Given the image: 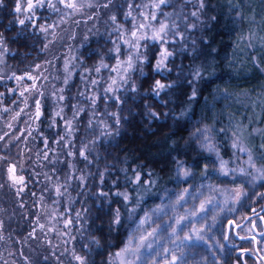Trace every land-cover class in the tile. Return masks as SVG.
Listing matches in <instances>:
<instances>
[{
  "label": "trees",
  "instance_id": "1",
  "mask_svg": "<svg viewBox=\"0 0 264 264\" xmlns=\"http://www.w3.org/2000/svg\"><path fill=\"white\" fill-rule=\"evenodd\" d=\"M132 2L112 0L108 7H104L107 0L84 2L80 11L41 31L42 13L20 25L19 19L28 14L17 17L15 1L0 0V34L9 52L6 66L11 69L6 74L23 77L18 80V108L12 110L20 109L27 100L23 97L30 95L35 112L36 101L41 104V115L35 118L33 152L20 145L3 151L12 159L23 156L29 161L24 166L23 191H13L9 180L0 177V240L10 241L5 247L0 242V264H80L77 256L84 264H109L134 227L132 220L138 221L148 206L157 203L170 204L174 214L160 221L167 230L158 231L152 249L144 253L154 252L160 244L163 251L171 252L166 264L173 255L181 257L177 264H182L187 248L203 250L206 260L195 264H255L251 243L236 241L230 222L242 221L264 202V179H260L264 176V50L259 49L260 37H264V0H203V9L198 0L192 6L198 12L196 17L189 14L193 9L188 1L171 3L181 12L174 19L182 18L179 33L169 32L167 37L172 55L166 68L154 71V57H149L112 98L98 90L91 116L82 107L88 86L80 87L74 78L63 85V78L58 82L54 75L72 53L74 61L82 58L84 64H90L108 62L111 55L116 59L126 52L121 33L127 36L132 30L131 18H125ZM117 45L119 54L114 52ZM156 80L172 86L156 95ZM6 85H14V80L0 84V93L13 97ZM58 86H65L67 93L65 114L82 108L74 131L61 118L53 119L45 105ZM87 117L97 124L87 126ZM205 127L215 145L214 153L202 147V137L192 136ZM234 142L247 151L234 149ZM81 150L87 159L80 156ZM220 160L235 171L221 175ZM241 169L246 174L241 175ZM183 170L190 175L184 177ZM210 175L222 179L218 191L211 194L217 206L204 213L196 210L207 219L197 222L190 216L184 222L188 226L173 235L176 220L194 212L184 207L192 188ZM58 187L61 195L56 193ZM236 188L245 193L238 202ZM116 193L127 194L128 201ZM182 194L185 200L180 204L176 199L169 201ZM117 209L120 225L112 223ZM188 235L191 239L185 241ZM94 241H99V247ZM180 245L184 248L178 250Z\"/></svg>",
  "mask_w": 264,
  "mask_h": 264
},
{
  "label": "snow or ice",
  "instance_id": "2",
  "mask_svg": "<svg viewBox=\"0 0 264 264\" xmlns=\"http://www.w3.org/2000/svg\"><path fill=\"white\" fill-rule=\"evenodd\" d=\"M188 2H191V0H188ZM58 3L63 5L64 8L71 9L73 12H78L80 11L81 7L83 5L79 4L77 0H58ZM112 3V0H107V3L104 5V7H108L109 4ZM168 3V0H151L150 4H145L143 7L145 9L147 8H152L154 9L150 13H145V12H140L139 15L144 17V20L147 21L141 22L139 24L136 23V16L133 15L132 9V4L129 3V11L125 14V18H131L133 21L132 24V30L129 32L127 36L124 35V33H121V36L123 37V43L127 45L129 51L127 54V58L125 60H118L117 64L114 68H112V71L119 73H128L130 70L133 69L134 65L139 62V63H144L146 57L142 53V49H146L148 47L147 44L142 43L143 41H151L153 45L155 44H160L161 49L159 52V59L156 61V66H155V71L160 72L163 69L166 68V61L167 59L172 55V52L168 51L164 45H166L169 41L167 39L168 34L170 31H175V29L178 27L175 23H172L171 25L167 22V18L171 16L170 13L165 14V19L159 21V26L156 27L151 24L152 21L157 20V11L161 8L162 5H165ZM48 7L52 9L53 11H60V9L57 8L56 4L52 2V0H26V3L23 2V0H16L14 11L17 14H22V13H27V14H35V9L40 8V7ZM88 6H91L90 4ZM137 7H140L137 5ZM204 7V2L203 0H200L199 3V8L203 9ZM32 15H24L22 19H19V24L20 25H25L26 20H30L32 18ZM64 15H68V13H64ZM192 16L196 17L198 15L197 11H193L191 13ZM112 22L115 24L116 23V16L113 15L111 17ZM117 29H119V25H117ZM41 31H46L45 28L41 27ZM0 47L3 48V52L6 53L8 51L7 47H4V38L3 35L0 34ZM114 52L116 54H119L121 52V48L119 45L116 46L114 49ZM3 53H0V59H2ZM108 65L104 64L103 61H101V64L99 67H97L95 70L97 72L100 71L101 68H107ZM67 70V66H66ZM197 76L200 75L199 71L196 73ZM28 79H33L34 77L28 76ZM17 80L23 79V77H16ZM120 79L123 80L124 82H127L126 80V75H120ZM68 81L67 79L65 80V84H67ZM93 84H96L97 81H92ZM117 81L113 79L112 84L115 85ZM172 85H165L161 83L160 80L155 81V86L153 88V91L155 92L156 95H159V92L164 90L166 87H171ZM37 86L35 83H33L32 88L35 89ZM118 90V89H116ZM133 92L136 91L135 87L131 89ZM25 91H29V89H25ZM61 92L63 89L60 90ZM114 89L109 86L108 88L105 89L106 93H111L113 92ZM3 95V94H0ZM21 96L24 95L23 92L20 93ZM65 97L63 95L58 97L59 101H63ZM93 104L95 103V98H92ZM27 101L25 100V107H27ZM62 110V109H61ZM4 111H8L7 108L4 109ZM79 111V110H78ZM21 112H23V109H21ZM20 112L16 113V116H19ZM41 115V104L40 101H36V112H35V118L39 119ZM113 116H116L115 113L112 114ZM155 115V113H153ZM16 116L13 117V119L16 118ZM56 116H60V112L56 113ZM120 119L119 117L116 118V124L119 125ZM66 127L69 129V131L72 128V121H66ZM91 127V125H89ZM106 127V125H105ZM192 136L200 140L201 137L203 138L202 141V147H204L209 153H214L216 151L215 145L211 143V137L209 135V129L205 127L204 129H197L196 132L192 133ZM0 139H3V137H0ZM63 139V137H61ZM87 147V146H85ZM232 147L234 149H237L240 152H246L247 150L241 146L238 142H234ZM45 158H47V153L44 154ZM80 156L83 157L84 159H87V156L85 155V151L81 150ZM249 164L251 165L252 163V158L249 156ZM254 166V165H253ZM181 166H178V174L181 172ZM230 171H235V169H227V162L220 160L219 163V173L224 176H228ZM8 173H9V180L12 182L13 185H23L24 183V177L23 176H17L15 174V168L14 167H9L8 168ZM240 174L244 175L246 174L245 169L240 170ZM182 175L184 177H187L190 175L188 170H183ZM139 176L136 177V180L139 181ZM260 179H264V176H261ZM212 191H218L217 189H213L211 185L208 186ZM18 191H23V187H20ZM235 193V200L238 202L244 195L239 188H236L233 190ZM57 195H61L59 187L56 189ZM185 193H188V189H185ZM101 195H104V193H101ZM117 196H123V199L125 202L128 201L129 197L127 194H122V193H116ZM202 195V193H201ZM229 196L232 194L229 193ZM185 200V196L182 194L179 199L177 200V204H180L181 201ZM215 201L214 196H209L205 200H203L200 205H199V212L204 213L209 211L210 207H216L217 205L214 204L213 202ZM132 212L135 211V209L131 210ZM161 214L167 215V212L165 211L164 208H157L154 209L151 213V215L146 214L144 218L139 219L137 222L136 220H132V217L130 216L129 219L132 220V223L135 225L131 230L129 231L127 235L126 241L123 243V247L119 249V251L115 252L114 255L110 258L109 264H138V261H143L144 264H147V260L144 258V252L143 250L148 249L151 250L153 247V238L156 236L157 232L163 229L164 231L167 230L162 225L157 224L155 228H152L151 231H148L146 226H150L154 221L152 220V216H160ZM191 217H196L197 222H199V219H207V217H200L199 213L193 212L191 214L185 213L184 216L180 217V219L176 220V225L177 227L173 229V235H175L176 231H183L184 227H187L188 224L184 223L185 221H188L189 218ZM113 224L115 225H120L121 224V217H120V211L119 209L116 210L114 219L112 221ZM67 227V224L65 225ZM43 227V225H41ZM168 227H171V225H168ZM203 231V229H201ZM139 233V235H137ZM191 239V236H185L184 240L188 241ZM97 247H99V241H94ZM183 243V242H182ZM179 246V245H178ZM163 247V246H161ZM167 249L164 250L165 252V259L167 258L168 255ZM154 255L158 256L159 252H155ZM76 259L80 261V264H84V259L82 257L77 256ZM148 260L152 259L151 256L147 258ZM178 260H182L181 257H176L173 255V258L171 261L168 262V264H177ZM153 264H159L158 261H153Z\"/></svg>",
  "mask_w": 264,
  "mask_h": 264
},
{
  "label": "rangeland",
  "instance_id": "3",
  "mask_svg": "<svg viewBox=\"0 0 264 264\" xmlns=\"http://www.w3.org/2000/svg\"><path fill=\"white\" fill-rule=\"evenodd\" d=\"M14 1L16 3V0H14ZM92 1L93 0H77V2L79 4H81V3L83 4L84 2L90 3ZM183 1L186 2L188 0H168V3L165 5H162L161 8L157 11V20L152 21L151 24L158 27L159 21L165 19L166 13H170L171 16H169L167 18V22L170 25L172 23H175L176 25H178V27L174 31V32H176L175 34H178L179 30H180L178 21L182 17L179 16V18H177V19H174V17L180 15L181 12H178L177 11L178 9H173L171 6V3L179 2V4H182ZM197 1L198 0H191V2H188L187 5H189L191 7V9H193L192 6L193 5L196 6L198 4ZM23 2L26 3V0H23ZM52 2L54 4H56L57 8L60 9V11H53L52 9L45 6V7L36 8L35 14L33 15L37 18L39 15H41V13L43 14V18H42L41 24L39 25V28L41 29V27H43L46 29V31L50 30L53 23L55 25V22L66 20L68 18V16L71 15V12H73L71 9L64 8L63 5L58 3V0H52ZM150 3H151V0H133V2L131 3L133 6L132 11L135 10L133 15L136 16V18H137L136 19L137 24H139L141 22H145V23L147 22L144 20L143 16L139 15V13L145 12L147 14V13H150L151 11H153L154 9H152V8L145 9L143 7V5L150 4ZM137 5H139L140 7H137ZM193 11H194V9H193ZM64 13H68V15H64ZM189 14L191 15V12ZM16 15H17V17H19L22 14L16 13ZM28 15H32V14H28ZM131 21H132V19H131ZM132 23H133V21H132ZM190 27H192L191 24H190ZM170 32H173V31H170ZM142 43H145L148 45V47L146 49L141 50L144 55H145V53H147V55H148L147 57L145 56L146 57L145 62H147L149 57H154L155 62H154L153 68L155 69L156 61L159 59V52H160L161 46H160V44L153 45V43L151 41H143ZM259 45H260L259 49L264 50V37H262V38L260 37ZM4 47H6L5 44H4ZM164 47L167 49V44L164 45ZM126 48H127V46H126ZM128 51H129V49L126 52H121L119 57L116 56L117 57L116 59L114 58L113 55H111L110 60L108 62L103 61V63L107 64L108 67L107 68H101L99 72L94 70L95 73L94 74L92 73L93 78H89L90 77L89 73L91 72L92 68L96 69L97 67H99L101 62L99 63L95 60L94 61L95 63L88 64L86 62L84 64V62L81 61L82 58H78L77 61H74L76 55L74 53H72V54H70L64 58V60L61 64V67L58 70L59 72L57 71L56 75H54V76L57 78V80L59 79L58 82H62L64 80L63 85H66L65 84L66 79H67V81H69L70 78H74V79L79 81L78 83H79L80 87L86 86V85L88 86L84 90L85 94H86V97H84V100H86V102H84L82 104V107L88 109V112H90V114L92 116V114H93L92 108H94V106H92L93 105L92 98L94 97L96 99V97H97L96 94H97L98 90H100L103 93H106L105 89L108 88L109 86H111L114 89V91L111 93H106V94L109 95L108 98H112V96L115 94V91H117L116 89L119 90V89L125 87L129 83V78H130L131 72L133 70H136V68L140 69V67H142L141 66L142 64L141 63L139 64V62H137L134 65L133 69L130 70L126 74H124L122 72L118 74L117 72L112 71V68H114L116 66L118 60H125L127 58ZM0 53H3L2 59H0V83H1L4 80H7V79L9 80L13 76H11L12 74H10V75L6 74V72L10 73L9 70H11L8 68L9 66H6L7 65L6 64V56L8 55L9 52L7 51L6 53H4L3 48L0 47ZM93 65H94V67H93ZM96 65H98V66L96 67ZM66 66H67V70H66ZM75 67H76V72H75ZM77 67H78V69H77ZM163 70L161 72H163ZM120 75H126L127 82H124L123 80H121ZM60 78H63V80L61 81ZM113 79H115L117 81V83L115 85L112 84ZM94 80L97 81L96 84L92 83V81H94ZM64 87L65 86H63V87L58 86V87L54 88V90L51 92V96L47 97L48 98L47 100L45 99L46 100L45 105L49 106V108L51 109V112L54 115L53 119H55L56 117L61 118L60 121L63 125L66 124V121H72V128L70 131H74L76 129V119L78 118L82 108H77L76 111L71 113V114H68V115L65 114L64 109H66L68 107V105H67V98L68 97H67V93L66 94L64 93ZM5 88H6V92L8 93L9 96L14 93V86L13 85L12 86L6 85ZM61 89H63L62 92L60 91ZM61 95H63L65 97V99L63 101L58 100V97ZM0 97H2V95H0ZM32 97H33V95H32ZM5 108H7V107L1 106L0 118L2 117V115H4V113H6V111H4ZM57 112H60V116H56ZM87 120H88L86 123L87 126L92 125V123H95V120L93 118L90 120L87 117ZM95 124H97V123H95ZM3 147L4 146L0 144V153H2V154H3V149H4ZM3 155H5V154H3ZM6 157H7V161H9V159H11L9 156H6ZM24 166L25 165L22 162L16 163V168L18 169V174L21 173L23 175V177H24V170H25ZM7 175H8V164L6 163L5 160L3 161L0 158V176L1 177L3 176L4 180L6 181V179L8 178ZM221 181H222V179L220 177H213L212 175H210L205 180L197 183L192 188V190H191L192 192L189 194L187 201L184 203V207L185 208L190 207V209H192L193 211H196V210L199 211L200 203L203 200H205L207 197H209L213 192L208 186L211 185L213 189H216L221 184L220 183ZM201 193H202V195H201ZM173 199H176V201H177L179 199V196L174 195L173 197H171L169 199V201H173ZM157 208H164L165 211H170V212H167V215L161 214L160 216H152V220L154 221V223H152L150 226H146L148 231H151L152 228H155L157 226V224H160V221L164 217L174 214L173 207L170 204L166 203L165 205L162 206V205L157 203V204L148 206L146 208L144 214L139 219L144 218V216L146 214L151 215L152 211L154 209H157ZM256 222L258 224L257 219H255V218L251 219L247 224H245L241 228L240 232H238V235H240V236L249 235L251 225H255ZM137 235H139V233ZM160 235L157 237V239L160 238ZM0 242H2V244H3L2 246L5 247V245H4L5 242H10V241L0 240ZM182 247L184 248L183 245H180L178 250L181 249ZM187 249H186L187 252L184 254L185 256H184V260L182 261V264H195V262H202V261L206 260V259H204L205 254L203 253V250L197 249V248H187ZM257 249H258L259 255L262 257V259H260V260L264 263V235L259 238V241L257 242ZM7 251L8 252L10 251V248L8 246H7ZM172 251H175V250H172ZM147 252H149V250ZM147 252L144 253V258H145V260H147V264H153L154 260L158 261L159 264H166L168 257L171 255V252H169L167 255V258L165 259V253L163 251V247H161L160 244L155 245L154 252H150V253H147ZM155 252H159V255L158 256L154 255ZM149 256H151L152 259L148 260L147 258ZM260 260H259V258H257V261H259V264H261ZM140 264H144V262L140 261Z\"/></svg>",
  "mask_w": 264,
  "mask_h": 264
},
{
  "label": "flooded vegetation",
  "instance_id": "4",
  "mask_svg": "<svg viewBox=\"0 0 264 264\" xmlns=\"http://www.w3.org/2000/svg\"><path fill=\"white\" fill-rule=\"evenodd\" d=\"M12 79L14 80V85H13L14 86V93L12 94L13 97H4L3 96L4 94L0 93V94H3L2 97H0V108H1V106H6L8 109V111H6V113H4V115H2V117L0 118V137H3V139H0V144L4 146L3 151L9 150L10 148L17 149V147L20 145V147L22 149L26 146L29 150H31V153H32L33 152L32 149L34 148V141L33 140H34V129H35V126H34V124H35V105H34L35 101H34V97H32V95H30V97H23V99H27L26 101H27L28 106L25 107V103H23V105L21 106L20 109H17L15 111L12 110L13 106L18 108L17 105L19 102V97H16V94H17V91H20V85L18 84V80L14 76L12 77ZM5 82H8V79L2 81L0 84H4ZM32 84H33V81H32ZM24 102H25V100H24ZM21 109H23V112H21ZM17 112H20L19 116H16ZM14 116H16L15 119H13ZM0 158L3 161L4 160L6 161V163L8 164V168L9 167L15 168V174L17 176H23L21 173L18 174V169L16 168V163L22 162L25 165L26 162L29 161L28 158H24L23 156H21V157L13 158V159L8 158L9 161H7V157L4 156L3 154H0ZM7 177H8L7 179L9 180V173H8ZM9 182L11 183V187H12L13 191H15V192H19L18 189L20 187L24 188V183H23V185H13L10 180H9ZM24 182H25V179H24ZM262 216L264 218V214H262ZM254 218L257 219L258 224L256 222L255 225H251L249 235L256 236V244H257V242L259 241V238L261 237V236L257 235V232L262 230L263 226H262V223L260 221V217H254ZM245 236H247V235H245ZM236 241H238V240H236ZM245 241H248L251 243L252 249L254 252V256H255V264H259V261H257V258H259V260L261 258H260V255H257L254 251L253 241L251 239L245 240ZM261 264H264V263L261 261Z\"/></svg>",
  "mask_w": 264,
  "mask_h": 264
},
{
  "label": "water",
  "instance_id": "5",
  "mask_svg": "<svg viewBox=\"0 0 264 264\" xmlns=\"http://www.w3.org/2000/svg\"><path fill=\"white\" fill-rule=\"evenodd\" d=\"M264 212V203L262 205V208L255 211L253 210L249 215H247L246 217H244L242 219V221L238 222V223H234L233 221L230 222L232 226V233L233 236L236 240L238 241H245V240H252L253 241V247H254V251L257 255H259L258 249H257V244H256V236L254 235H247V236H240L237 234V229L241 228L242 226H244L250 219L254 218V217H260V221L262 223V230L257 232L258 236H262L264 235V219H263V214ZM260 258L262 259V257L260 256Z\"/></svg>",
  "mask_w": 264,
  "mask_h": 264
}]
</instances>
